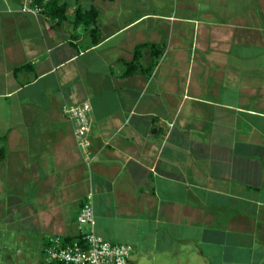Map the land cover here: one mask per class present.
I'll use <instances>...</instances> for the list:
<instances>
[{"label":"crops","instance_id":"1","mask_svg":"<svg viewBox=\"0 0 264 264\" xmlns=\"http://www.w3.org/2000/svg\"><path fill=\"white\" fill-rule=\"evenodd\" d=\"M25 3L0 0V247L78 234L90 193L93 231L137 260L264 264V0H74L62 21ZM141 43L158 63L123 76ZM85 102L89 167L62 113Z\"/></svg>","mask_w":264,"mask_h":264},{"label":"built area","instance_id":"2","mask_svg":"<svg viewBox=\"0 0 264 264\" xmlns=\"http://www.w3.org/2000/svg\"><path fill=\"white\" fill-rule=\"evenodd\" d=\"M21 11L38 14L43 12V8L32 0H26ZM62 113L73 122L76 144L82 154L83 163L89 167L93 161L90 151L91 106L87 102L75 106L64 105ZM77 223L82 240L65 243L61 236L49 238L43 248L44 264H128L133 253L132 245L108 241L93 231L95 218L90 193L81 206ZM83 225L88 227L87 232L82 231Z\"/></svg>","mask_w":264,"mask_h":264},{"label":"trees","instance_id":"3","mask_svg":"<svg viewBox=\"0 0 264 264\" xmlns=\"http://www.w3.org/2000/svg\"><path fill=\"white\" fill-rule=\"evenodd\" d=\"M44 1L46 2L44 3ZM85 1L93 2L96 0H85ZM32 2L41 5L45 15L52 19H57L58 21H62L67 18V11L70 6L69 0H32ZM97 20H98V11L95 7L91 6L86 9L83 8L81 4H79V2H77L71 16L72 27L74 31L79 27L88 29L91 45L97 44L101 39L97 29ZM145 48L149 49L150 56L147 65H142L140 63V59L143 56V50ZM163 48H164L163 45L153 44V43H141L136 45L133 49V59L129 62L124 63V70L122 72V75L129 76L134 73H141L146 77L150 76L154 67L159 61ZM0 155H1V151H0ZM81 240H82V235L79 233L74 236L64 237L65 243L80 242ZM43 248L41 251L42 260H43ZM52 264H59V263H52Z\"/></svg>","mask_w":264,"mask_h":264},{"label":"rangeland","instance_id":"4","mask_svg":"<svg viewBox=\"0 0 264 264\" xmlns=\"http://www.w3.org/2000/svg\"><path fill=\"white\" fill-rule=\"evenodd\" d=\"M72 4L74 0H69ZM82 1V0H81ZM85 2L83 1V4ZM82 231L87 232L88 227L82 226ZM0 247V264H43L42 253L39 247ZM160 259H145L137 260V254L134 253L131 257L130 264H191L188 257L179 255L175 259L168 262H161ZM200 263V262H199ZM201 264V263H200Z\"/></svg>","mask_w":264,"mask_h":264}]
</instances>
